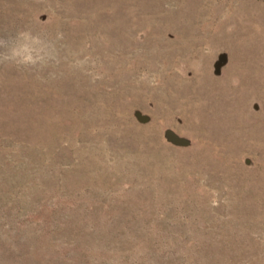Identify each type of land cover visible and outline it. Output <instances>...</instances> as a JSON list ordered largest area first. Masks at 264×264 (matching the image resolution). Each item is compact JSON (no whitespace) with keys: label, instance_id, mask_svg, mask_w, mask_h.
<instances>
[{"label":"rangeland","instance_id":"rangeland-1","mask_svg":"<svg viewBox=\"0 0 264 264\" xmlns=\"http://www.w3.org/2000/svg\"><path fill=\"white\" fill-rule=\"evenodd\" d=\"M0 264H264V0H0Z\"/></svg>","mask_w":264,"mask_h":264}]
</instances>
